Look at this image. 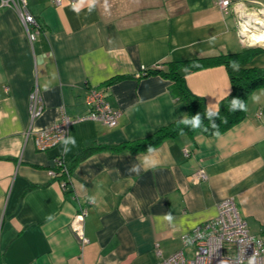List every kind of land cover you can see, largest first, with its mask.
I'll list each match as a JSON object with an SVG mask.
<instances>
[{"label": "crops", "instance_id": "0c3cea01", "mask_svg": "<svg viewBox=\"0 0 264 264\" xmlns=\"http://www.w3.org/2000/svg\"><path fill=\"white\" fill-rule=\"evenodd\" d=\"M25 7L40 26L33 40L17 10L0 4V264H154L178 249L191 255L183 234L228 197L264 239V86L223 132H181L143 151L119 147L188 115L171 78L139 73L262 41L264 34L241 29L262 17L252 9L264 10V0H231L227 13L216 0H25ZM251 64L264 67V52ZM177 70L187 93L215 114L231 89L227 68ZM88 87L120 110L117 124L74 122L62 141L38 150L35 135L61 108L70 118L87 111ZM33 89L42 109L31 119ZM201 167L206 178L195 182L190 175ZM81 206L85 243L71 227Z\"/></svg>", "mask_w": 264, "mask_h": 264}, {"label": "built area", "instance_id": "2783aa9c", "mask_svg": "<svg viewBox=\"0 0 264 264\" xmlns=\"http://www.w3.org/2000/svg\"><path fill=\"white\" fill-rule=\"evenodd\" d=\"M51 1L55 4L60 3V0ZM216 3L223 13H227L231 7V0H216ZM0 4L17 10L28 37L33 40L39 33L40 26L34 16L27 11L25 0H0ZM244 28L247 30L246 26H243L242 30ZM144 73L145 71L139 74ZM40 100L37 89H33L29 94L31 119L41 113ZM84 103L87 111L75 118H70L61 108L57 121L38 130L34 137L36 148L45 150L62 141L67 134L68 126L84 119L96 120L109 127L117 124L120 110L112 107L105 100L101 90L88 87L85 91ZM62 171L68 172L66 167ZM49 173L54 175L53 170ZM190 178L198 182L206 178V173L201 167L196 169ZM64 187H66L65 183ZM85 214L86 208L81 206L71 222V227L79 236L81 243L88 240L82 228ZM182 239L185 245L194 247L191 255H186L182 249H178L154 264H264V239L249 232L246 221L240 216L231 197L217 205V213L214 217L197 224L189 232L184 233Z\"/></svg>", "mask_w": 264, "mask_h": 264}, {"label": "trees", "instance_id": "16d2710c", "mask_svg": "<svg viewBox=\"0 0 264 264\" xmlns=\"http://www.w3.org/2000/svg\"><path fill=\"white\" fill-rule=\"evenodd\" d=\"M261 52H264V48L249 45L235 53H220L212 56L195 57L185 61H173L169 63L167 68H147L145 74L160 72L163 76L173 80L175 91L185 101L188 115L185 119L172 125L159 128L155 133L144 139L125 142L120 144L119 147L129 148L133 151H143L157 146L161 141L181 132L192 133L198 130L204 133L217 134L229 128L244 116V106L249 93L253 89L264 86V67L251 64L252 58ZM180 63H184L191 69H199L215 64H222L227 68L231 80V89L221 100L219 109L215 114L207 115L201 103L187 93L177 70ZM67 170L70 171L68 168ZM62 176H68V172L67 174L64 172Z\"/></svg>", "mask_w": 264, "mask_h": 264}, {"label": "rangeland", "instance_id": "374dc122", "mask_svg": "<svg viewBox=\"0 0 264 264\" xmlns=\"http://www.w3.org/2000/svg\"><path fill=\"white\" fill-rule=\"evenodd\" d=\"M252 10H253L252 12H254V14H260L262 17H260V16L257 17V15H254V16L250 17L251 20L248 17H246L248 20H250V24L248 23L249 26L246 25V28L252 29L257 34V36H255V38H257L260 34H264V33H262V32H264V21H262V19H264V10H261V11L254 10V9H252ZM245 13L246 12H244V13L242 12V17L243 18H245ZM248 30L249 29L245 30V28H244V30L241 29V31L245 35H248L247 33H250ZM257 39H259V38H257ZM253 45L254 46H259L261 48H264V40H262V41H256V43L253 44Z\"/></svg>", "mask_w": 264, "mask_h": 264}, {"label": "bare ground", "instance_id": "6f19581e", "mask_svg": "<svg viewBox=\"0 0 264 264\" xmlns=\"http://www.w3.org/2000/svg\"><path fill=\"white\" fill-rule=\"evenodd\" d=\"M249 31V30H248ZM261 40H264V39H261Z\"/></svg>", "mask_w": 264, "mask_h": 264}, {"label": "clouds", "instance_id": "9594fccd", "mask_svg": "<svg viewBox=\"0 0 264 264\" xmlns=\"http://www.w3.org/2000/svg\"><path fill=\"white\" fill-rule=\"evenodd\" d=\"M241 107H242V105H241Z\"/></svg>", "mask_w": 264, "mask_h": 264}]
</instances>
